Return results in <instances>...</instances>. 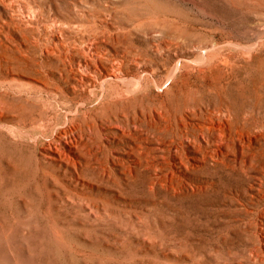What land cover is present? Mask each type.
<instances>
[{"label":"rangeland","instance_id":"obj_1","mask_svg":"<svg viewBox=\"0 0 264 264\" xmlns=\"http://www.w3.org/2000/svg\"><path fill=\"white\" fill-rule=\"evenodd\" d=\"M0 264H264V0H0Z\"/></svg>","mask_w":264,"mask_h":264},{"label":"bare ground","instance_id":"obj_2","mask_svg":"<svg viewBox=\"0 0 264 264\" xmlns=\"http://www.w3.org/2000/svg\"><path fill=\"white\" fill-rule=\"evenodd\" d=\"M93 39V38H92ZM96 39V38H95ZM95 43H96V41H95ZM85 46V45H84ZM93 47V46H92ZM96 47V46H95ZM89 48V47H88ZM91 49V48H90ZM91 51V50H90ZM95 65V64H94ZM80 66L82 67V70H87L88 71V69H90L91 70V68H92V64L91 63H89V62H84L83 64H80ZM81 69V68H80ZM117 68H115V67H113L111 70H107L106 72H102L101 74V77H102V79H100L101 80V82H102V90H104V89H106V83L110 80V79H112V78H118V79H121L122 81H123V83L126 85V87L125 88H120L117 92V95H120V96H130L131 94H133V93H135L139 88H141V79H139V80H137V81H135L134 83H133V87L132 86H130V85H127L128 84V79H127V77H125V76H122V75H120V74H118L117 73ZM89 77V76H88ZM170 77V76H169ZM168 77V78H169ZM172 77V76H171ZM170 77V78H171ZM60 83V82H59ZM88 83H92L91 81H88ZM127 83V84H126ZM95 85V84H94ZM124 85V86H125ZM92 87V86H91ZM90 87V88H91ZM57 88V87H56ZM95 88H97V87H95ZM95 88H94V95H95V91L97 90H95ZM58 89V88H57ZM57 91V90H56ZM106 94V93H105ZM101 97V96H100ZM87 100V99H86ZM86 103V102H85ZM157 112V111H156ZM195 114H198L196 111L194 112ZM152 117V116H151ZM162 118V117H161ZM151 119V118H150ZM199 119H213V118H211L209 115H206L205 117H203V118H199ZM161 120V119H160ZM156 121H158V120H156ZM136 125V124H135ZM156 125V124H155ZM158 126V125H157ZM42 129H43V134H45L46 133V128H45V126L44 127H42ZM205 133H206V130H205V128H204V126H200L199 127V130H198V132H197V134H198V136L200 135V136H202V137H204L205 136ZM196 134V135H197ZM37 137V136H36ZM197 138V137H196ZM184 162V161H183ZM214 163V162H213Z\"/></svg>","mask_w":264,"mask_h":264}]
</instances>
